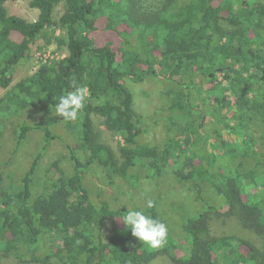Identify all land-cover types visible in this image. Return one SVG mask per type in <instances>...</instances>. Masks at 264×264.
Masks as SVG:
<instances>
[{"label": "trees", "instance_id": "16d2710c", "mask_svg": "<svg viewBox=\"0 0 264 264\" xmlns=\"http://www.w3.org/2000/svg\"><path fill=\"white\" fill-rule=\"evenodd\" d=\"M6 1L0 89L39 37L54 38L66 55L0 98V255L36 264H146L160 256L174 264H264V0H30L33 22L9 15ZM149 78L165 86L160 139H147L125 83ZM73 81L87 101L66 122L55 104ZM95 120L120 137L116 150L99 141ZM8 121L15 129L6 149ZM29 137L35 148L18 173L12 163ZM53 142L66 148L68 171L62 156L41 168ZM92 165L102 180L90 187ZM164 178L190 191L196 212L177 221L154 200L152 208L130 199L112 207L140 182ZM131 209L167 224L163 247L125 231L121 218ZM213 217L235 220L259 245L211 234Z\"/></svg>", "mask_w": 264, "mask_h": 264}, {"label": "rangeland", "instance_id": "374dc122", "mask_svg": "<svg viewBox=\"0 0 264 264\" xmlns=\"http://www.w3.org/2000/svg\"><path fill=\"white\" fill-rule=\"evenodd\" d=\"M6 11L9 15H16L28 22H33L37 17V10L30 6V0H7L5 3ZM63 5L60 4L54 10L53 17L55 20L61 16ZM58 33V32H57ZM66 55V50L56 44L54 38L48 36L39 37L30 47L26 61L19 64L11 74L10 88L16 85L19 81L27 76L33 74L36 69L52 59H61ZM128 88L133 94V102L135 110L144 118L145 124L149 127L150 132L147 139H160L163 136L162 128L159 125L160 115L164 112L166 107V99L163 96L165 89L164 84L157 79L149 78L141 83H132L125 80ZM0 89V98L4 96L8 90ZM97 125V134L99 141L110 146L116 150L117 145L121 142L118 135L107 132L100 125L98 120H95ZM15 124L13 121H8L6 124V134L4 146L9 149L11 140L13 139ZM61 133V131L59 132ZM68 138L67 136H64ZM35 148V142L29 137L28 141L21 147L16 155L12 167L16 172H22L28 162ZM63 157L61 166L68 171L67 150L62 143L53 142L47 150L42 161L41 168H44L49 161L54 157ZM80 158L85 159V155L79 153ZM41 173H38L37 180H40ZM87 183L90 187L94 186V181L102 180V172L91 166V172L86 176ZM112 199V198H111ZM130 199L135 204L144 205L149 200L156 201L159 209L168 214L171 218L181 221L190 216L198 209L197 202L191 197L190 191L186 187H180L172 183L169 179L164 178L157 182L142 181L138 188L133 192L132 196L124 198L116 197L111 201L112 207L119 203H124ZM114 205V206H113ZM111 223H107L102 230L103 239H106L110 234ZM211 234L218 236L235 235L243 237L255 245H259L257 238L251 232L242 229L233 219L225 217H213L210 222ZM56 260H50L46 264H58ZM0 264H36V263H20L12 257L4 258L0 255ZM38 264V263H37ZM146 264H174L166 256H160Z\"/></svg>", "mask_w": 264, "mask_h": 264}, {"label": "clouds", "instance_id": "9594fccd", "mask_svg": "<svg viewBox=\"0 0 264 264\" xmlns=\"http://www.w3.org/2000/svg\"><path fill=\"white\" fill-rule=\"evenodd\" d=\"M74 90L68 91L59 97L55 104V111L64 121H76L87 101V89L73 81L70 85ZM153 202L148 201L147 207L152 208ZM121 220L125 231L130 230L131 235L139 242L152 249L163 247L168 239V226L164 222L146 215L142 210L131 209L123 214Z\"/></svg>", "mask_w": 264, "mask_h": 264}]
</instances>
